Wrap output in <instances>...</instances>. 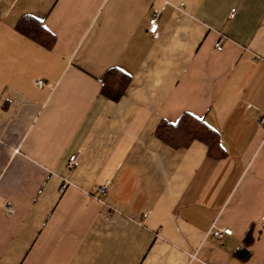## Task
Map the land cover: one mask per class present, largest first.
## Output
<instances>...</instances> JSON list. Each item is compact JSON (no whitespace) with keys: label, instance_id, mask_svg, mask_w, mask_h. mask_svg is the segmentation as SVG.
<instances>
[{"label":"crops","instance_id":"1","mask_svg":"<svg viewBox=\"0 0 264 264\" xmlns=\"http://www.w3.org/2000/svg\"><path fill=\"white\" fill-rule=\"evenodd\" d=\"M263 114L264 0H0V264H264ZM184 115L221 150L157 136Z\"/></svg>","mask_w":264,"mask_h":264},{"label":"trees","instance_id":"2","mask_svg":"<svg viewBox=\"0 0 264 264\" xmlns=\"http://www.w3.org/2000/svg\"><path fill=\"white\" fill-rule=\"evenodd\" d=\"M17 29L24 36L46 48H51L54 45L55 36L35 18L24 17ZM129 83V76L116 69L110 70L102 78V93L107 98L117 101L123 96ZM157 136L174 148H185L194 141H200L208 146L211 155L215 151L221 150L218 134L204 122L190 115L182 116L176 124L161 122ZM252 242L253 236L250 229L246 234L244 244L247 247ZM243 251H247V248H244Z\"/></svg>","mask_w":264,"mask_h":264},{"label":"built area","instance_id":"3","mask_svg":"<svg viewBox=\"0 0 264 264\" xmlns=\"http://www.w3.org/2000/svg\"><path fill=\"white\" fill-rule=\"evenodd\" d=\"M158 13L155 12L152 17L150 18L149 20V28H148V31L149 33L152 35V37L154 39H158L159 37V33H158V30H159V23H158ZM217 48L218 50H221L222 47L220 44L217 45ZM37 86L39 88H43L44 87V82L42 81H37ZM260 124H264V114L261 116L260 118ZM72 167V165H71ZM69 186V181L67 179H64L63 180V183L60 187V192L63 193L67 187ZM109 192V182H106L105 184L101 185L99 190H98V193L102 196H106ZM8 212L9 213H13L14 212V208L8 204ZM232 234V231L230 229H222V230H218L216 232H214V235L216 237H222L223 235H231Z\"/></svg>","mask_w":264,"mask_h":264}]
</instances>
